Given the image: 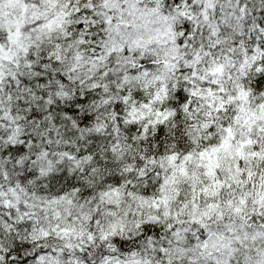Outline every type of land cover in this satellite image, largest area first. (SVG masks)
Here are the masks:
<instances>
[{
    "label": "snow or ice",
    "instance_id": "obj_1",
    "mask_svg": "<svg viewBox=\"0 0 264 264\" xmlns=\"http://www.w3.org/2000/svg\"><path fill=\"white\" fill-rule=\"evenodd\" d=\"M0 264H264V0H0Z\"/></svg>",
    "mask_w": 264,
    "mask_h": 264
}]
</instances>
